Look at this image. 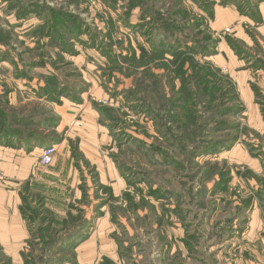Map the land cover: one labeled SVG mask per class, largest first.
Listing matches in <instances>:
<instances>
[{
	"label": "rangeland",
	"instance_id": "374dc122",
	"mask_svg": "<svg viewBox=\"0 0 264 264\" xmlns=\"http://www.w3.org/2000/svg\"><path fill=\"white\" fill-rule=\"evenodd\" d=\"M28 1L12 0L10 2L7 0L8 4H5V7L2 6V8H5L3 10L4 13L16 10L18 18L24 21L26 20V12L35 11L36 9L34 7L22 8ZM33 1H35L33 5L38 6L37 11L39 12L44 8H51L55 10V14L66 13L68 20L77 24L86 32L88 38L84 42L85 44L90 43L97 46L103 43L106 48L104 52L109 51L112 53L114 50L116 51L114 61L117 67L118 80L116 77L114 82L110 84L111 90H108V84L112 80H109V77L106 76L108 74H105V72L99 73L95 67L96 62L94 65L85 58L88 64H93L94 66L88 65L89 67L86 69L79 67L86 75L96 76L97 88L100 90H95L96 84L91 82L89 76H87L86 88H84L89 90L92 87L90 95L94 99L92 98L91 102L94 103L95 107L98 104L105 106L107 104L115 105L117 97L113 96L118 94L114 90L118 87L119 77L120 79L121 76L134 77L133 87H130L127 90L128 94H126L128 95L126 100L127 102L131 100V106L124 110L123 108L119 111L113 110L116 124L111 126L116 129V136L120 137L118 140L117 137H114L115 144L119 147L127 146L114 150L115 156L119 157L117 165L121 171L131 175L134 174V181H138L137 185L139 186H132L134 195L131 196V200H128L123 194L121 197H115V200L106 204L110 210L111 207H120L118 210L120 218L116 223L117 232L113 234V238L117 243V255L114 256L112 254L111 258L105 256L100 264L104 263V259H110L115 264H239L237 252L241 246L243 248L249 244H247L246 239H242L245 228L242 226L243 224L240 225L244 221L240 220H244L245 216L243 213L241 215L238 214V209L239 207L241 209V207L249 206L252 203L263 205L262 200L255 195L254 188L250 186V183L247 184L248 177L246 172L248 170L246 169V164L249 165L251 162L243 165V161L246 159L245 156H247L253 159L260 158L264 162V143H258L256 139L258 136L252 130H241L244 117L239 114L241 112V107L238 106L239 102H227L228 97L226 96L231 97L232 89H234L235 85H233L230 77L222 71L215 53H217V41L223 39V37L225 38V35H230L232 30L226 32V28L213 34L214 42L211 41V43H213L212 48L215 52L207 55L199 47L198 52L195 55L192 54L198 66L197 73L194 72L192 74L189 72L186 75L188 80L187 89L192 93L191 102L186 103L180 98L181 95H185L186 90L179 91L174 87L176 83L179 86L180 79L174 77L176 76V67L171 56L168 55L169 60L167 62H157L147 68L144 66V62L139 60L141 51L138 52L139 56L133 60L131 59L132 54L128 49L127 51L129 52L125 49V52L121 50L122 45L130 36L133 35L129 40L131 47H133L132 39H137V35L132 32L129 33L127 30L126 32H121L110 16V10L119 17L120 14L117 12L122 7L128 9L124 1L113 2L117 5L115 7V9H118L117 11L111 8L113 5L109 0ZM194 1L149 0L147 7L152 5L154 9L160 10L161 13L169 17L168 19L177 25L178 30L174 31L175 35H169L164 30H160V27H157V29L152 28L150 20H145L143 30L146 32L142 33V30H138V34L143 39V43L147 44V49H150V44L146 38L147 35L149 37L152 35L155 39L160 36L167 42H175L176 38L178 40L180 38L184 48L187 42L189 46H191L190 44L194 45L195 42L199 43V46L205 44L203 42L206 41L204 39L205 36L211 33V29L205 24L211 22V19L209 16H201L197 11L200 9L196 7ZM201 1L205 2V0ZM228 5L237 6L235 1ZM3 11H0L2 15ZM176 11L179 14H175ZM182 11H187V15H184ZM80 13L85 16L88 15V19L81 20L75 16ZM2 15H0V26L4 28L6 33H4L2 41L6 42V44L18 46V43H21L20 40L16 37L11 25L6 23L7 19ZM138 15L140 20L141 10ZM204 17L205 19L202 20ZM91 33L92 36L90 37ZM164 35L166 37H163ZM114 41L119 42L117 45L110 44V42L114 43ZM236 43L238 44V42ZM125 44L127 45V43ZM137 49L140 50L139 46ZM111 50L113 51L111 52ZM249 50L254 51V48L252 47ZM54 55L58 56L55 51ZM58 59L62 60L60 57ZM130 60L133 61L131 62ZM162 63H166L171 67L164 69L161 66ZM202 66L208 68V70L210 69L213 75L202 77L204 76L201 72ZM122 67L124 68L122 69ZM79 68L65 66L62 71H77ZM186 68H188V63ZM148 69L159 74V77H150L146 73ZM73 73L71 74L74 75ZM62 76L64 80L65 74H62ZM213 76L217 78L216 81L219 87L215 86L214 89L209 90L215 84ZM73 79L82 83L85 81L82 77L66 78L65 80L70 81ZM131 83L132 80H128V83L123 80L119 88H126ZM224 88H226L227 92L223 91ZM131 89L133 94L130 92ZM105 90L107 92L111 91L112 97L107 95L109 97L106 99L105 95L99 94L101 91L105 92ZM224 93L225 96H223ZM194 103H196V106ZM233 106L240 109L235 113L236 115L220 113L218 120L213 121L214 119H211L217 108L225 111ZM184 107L192 108L195 111V120L192 119L186 124L180 119L183 113L185 115ZM10 112L14 113L15 110L12 109ZM218 121H228L229 124L241 123V129L228 128L225 122L221 124V129L219 128L216 132H213L212 130L217 127ZM112 127L111 132L113 130ZM119 129L121 131H118ZM185 131L188 134H185ZM236 135L238 140L231 147L216 153L218 157L216 155H206L195 160L191 155L192 152L202 146L204 140L217 138L226 142L232 137L231 141ZM255 142L257 144H254ZM158 148H161L163 153L158 151ZM103 150L106 152L105 149ZM164 154L168 155L164 156ZM213 165L218 167V172L230 171V180L225 186L226 190H213L215 183L220 178L217 173L211 174L207 178V184L204 185L205 181L203 180L205 179H202V175L204 172L209 171ZM85 174L88 178V185L92 189V191H90L91 189L89 191L92 193H90L91 196L87 194L85 198L82 196L80 203L90 205L92 204L91 199L97 198L99 201L106 199L108 194L101 192V190L98 192V196H94V189L97 188V184L92 181V175L88 168H86ZM139 179L142 182H139ZM80 180L82 181L81 177ZM205 187H207V193H204ZM151 188H158L161 193H165V199H156L148 196V191ZM81 192H83V189ZM143 197L148 199L144 204L141 203ZM32 200L36 201L39 213L31 215L36 220L30 221L29 215H27V218L24 217L31 228V236L21 251V264H46L47 257L52 253L51 251L56 250L60 245L59 240L64 237L63 231L60 234H54V232L51 234L49 232L43 233L42 239L40 234L34 232L35 229L32 228V224L36 223L39 225L41 223L42 227H47L55 222V226H61L64 219H60L57 214H54L51 209L46 207V200L39 193L32 195ZM131 202L139 206V214ZM177 202L182 207V211H169L168 214L171 215V218L164 221L161 218L162 215L160 216L161 212H159L161 207L166 205L171 208ZM152 205H154V208H152ZM261 208V213L264 216L263 206ZM178 216L182 220H179ZM42 217H45L47 221L42 220ZM52 230L56 231L57 229ZM262 236H264V233ZM186 240L191 244L193 250L187 247ZM68 254V252H62L57 256H67ZM112 256L115 258L112 259ZM252 262L255 264L257 261L252 259ZM0 264H17L7 257L1 245ZM64 264H71V262Z\"/></svg>",
	"mask_w": 264,
	"mask_h": 264
},
{
	"label": "crops",
	"instance_id": "0c3cea01",
	"mask_svg": "<svg viewBox=\"0 0 264 264\" xmlns=\"http://www.w3.org/2000/svg\"><path fill=\"white\" fill-rule=\"evenodd\" d=\"M109 1L114 6L111 8L117 11L118 9H115L117 5ZM251 1L257 5L259 22L256 20L257 14L254 16L243 14L237 6L223 5L220 0H205V2L195 0L194 2L200 9L197 11L202 17H210L211 22L205 21L207 22L205 25L211 29L212 35L226 28L232 30L230 35H225V38L217 41L215 56L218 58L217 62L222 71L235 85L241 107L239 114L244 117L243 127L239 128L245 131L252 130L258 136L256 138L258 143L263 144L264 0ZM34 3L35 1L29 0L27 4ZM124 3L127 6V1ZM5 4H8L6 0H0V11L5 10L2 8ZM15 11L10 13L3 11V15L0 12L21 42L18 46L0 42V106L6 111L15 110L14 114L20 121L14 122L13 127L21 129L23 134H15L8 138L0 133V167L6 176V179L0 183V245L7 257L21 264V251L31 236V228L21 209L22 196L29 195L32 199V195L39 193L45 198L46 207L60 219H66L70 211L74 215L81 213L84 219L90 221L91 230L88 238L76 242V264H100L105 256L117 255V243L113 238V234L117 232V222L108 205L97 207L99 199H91L90 205L80 203L83 196L80 177L82 179L86 167L82 160L75 158L71 143L77 144L85 160L89 161L91 168L97 172L99 182L109 186L115 197H121L127 191L134 195V188L128 184L127 177L135 180V176L121 171L117 165L119 157L115 156L114 150L124 145L119 147L115 144V136L111 132V121L103 118L99 108L91 102L92 87L90 91L84 89L87 76L92 83L95 82V90L98 89L96 76L86 75L80 69L93 67L96 62L95 67L99 73L105 72L109 80H112L108 84V90H111L110 84L118 75L114 61L116 51L104 52L106 48L103 43L97 46L85 44L88 38L86 32L68 20L66 13L52 15V12L48 10L43 13L30 11L25 17L26 20L21 21ZM126 11L127 9L122 7L117 12L120 14L117 17L115 12L112 13L110 10V16L121 32L127 30L130 33L132 30L128 24L139 21L140 9L133 8L129 15ZM75 16L81 20L88 19V15L85 16L83 13ZM136 35L137 39H132L131 43L139 56L140 50L137 47L140 43L145 46L147 44L143 43L140 34ZM130 37L124 42L122 45L124 48L121 47V50L128 49L131 52L133 47L130 46ZM118 42L114 41L110 44L117 45ZM252 47L254 51L249 50ZM54 51L58 56L54 55ZM59 57L62 60H59ZM85 58L94 65L88 64ZM93 58L95 60H91ZM65 66L80 67V71L78 69L75 70L76 72L62 71ZM72 72L74 75L71 74ZM62 74H65V79L82 77L85 81L83 83L75 79L66 81L63 80ZM122 78L127 83L128 80H132V83L121 89L119 86L123 83ZM133 83V76H121V79L119 77L118 87L114 90L118 94L113 96L117 97L116 106L110 104L107 106L114 107L118 111L130 107L131 100L127 102L126 94L127 90L133 87ZM102 92L99 94L105 95L106 99L109 96L112 97L111 91ZM112 129L116 133V129L113 127ZM50 144L56 145L57 154L52 165L49 168H43L39 164L40 155L42 149ZM245 158L243 165L251 162V164L248 163L249 165L246 164L247 184L250 183V186L254 188L255 195L262 200L263 205L252 203L238 209V214L243 213L245 216L244 220H240L244 221L240 225L243 224L245 228L242 239H246L250 246L243 248L241 246L237 252V261L239 264H254L253 259L257 261L255 264H264V236H262L264 216L261 213V206L264 211V162L260 158L253 159L247 156ZM84 176L87 178L86 174ZM205 188L207 193V187ZM90 189L88 185L87 191L91 196L92 189ZM32 202L36 205V201L32 200ZM136 210L139 214L138 209ZM159 212L164 221L170 220L171 215L168 211L164 212L161 207ZM119 218L118 211L116 221H119ZM177 218L181 219L180 216ZM77 225L80 224L77 223ZM37 227L36 223L32 224L33 229L36 230ZM114 258L112 256V259Z\"/></svg>",
	"mask_w": 264,
	"mask_h": 264
},
{
	"label": "trees",
	"instance_id": "16d2710c",
	"mask_svg": "<svg viewBox=\"0 0 264 264\" xmlns=\"http://www.w3.org/2000/svg\"><path fill=\"white\" fill-rule=\"evenodd\" d=\"M7 1V0H6ZM8 1H12V0H8ZM114 3L117 2L118 0H111ZM122 1H127V6L128 9L126 11V14L129 15L131 13V10L133 8H139L141 10V15H140V20L135 23H129L128 26L130 27V29L132 30V33L137 34L138 30L141 31L142 33L146 32L145 30H143V28L145 27L144 23L145 20L149 19L150 22L152 23V28H156L160 27V30H164L167 34L169 35H175V30L177 29V25L174 24L173 21H171L170 19H168L169 17H166L163 13L160 12V10L154 9L151 5V7H147V3L149 2V0H122ZM151 1H156V0H151ZM236 2L237 8L238 10L243 13V14H248L251 16H254L255 14H257L256 11V3L251 1V0H221V4L223 5H228L231 2ZM19 3V2H18ZM20 5H23L21 3H19ZM154 4V3H153ZM34 7L36 8L35 11L38 10V6L37 5H33V4H26L23 5L22 8L27 9V7ZM204 6V4H203ZM46 10L51 11L52 15H54V11L51 8H44L42 9V11L40 10L37 11L39 13H43L46 12ZM156 10V11H155ZM187 11H182V13H184V15H187L186 13ZM29 12H26V15ZM175 14H179L178 11H176ZM128 17V16H127ZM173 19V18H172ZM174 20V19H173ZM256 20L259 22L260 18L258 17L257 14V18ZM4 28L2 26H0V42L2 41V39H4ZM6 34V33H5ZM163 37H166L165 35ZM147 38V42H149L150 44V49H147L146 46L144 44H139V48L141 51V58L139 60H142L144 62V66H146L147 68L151 65V64H155V63H159V62H167L169 60L168 55L172 57V60L174 65H175V71H176V76L174 77H178L180 79L179 82V86L174 85V87L179 90V91H183L186 90L185 95L182 96L181 94V100H183V102L186 103H190L191 102V98H192V93L187 89L188 87V80H187V74L190 73H197V64L195 62V58L194 55L196 52H198L199 47L201 48V50L209 55L212 52H215V50L212 48L214 39H213V35L210 33L209 35L205 36V40L203 41L205 44L204 45H200L199 43H196L194 45L190 44L191 46H189L188 42L185 45V48L183 47V44L181 43V39L179 38V40L176 38V41L173 42H167L165 41V39L161 38L160 36L157 37V39H155L152 35L151 37H149L148 35L146 36ZM210 42V43H209ZM211 44V45H209ZM215 45V43H214ZM131 48V47H130ZM129 52V51H128ZM110 53V52H109ZM131 59L135 60L137 58L136 55V51L135 48H131ZM194 54V55H192ZM128 55V54H127ZM112 58V56H111ZM133 60H130L131 62ZM185 60V61H184ZM176 62V63H175ZM188 63V68H186V64ZM161 66L164 69H169L171 66L166 64V63H162ZM150 68V67H149ZM210 70V69H209ZM208 68L202 66L201 67V72L204 74V76L202 77H210L213 75L212 71H209ZM146 73L150 76V77H159V74L153 72L152 70H147ZM214 77V76H213ZM215 84L214 87H210L209 90H212L216 87H219L217 85V78H215ZM233 93L231 95V97H229L228 95L226 97H228V101L227 102H233V103H237L239 102L238 99V95L236 93L235 90V86ZM223 91H226V88L223 89ZM132 93V89L130 91ZM227 92V91H226ZM128 94V93H127ZM133 94V93H132ZM132 94H130L132 96ZM129 95V96H130ZM128 96V95H126ZM223 96H225V93L223 94ZM98 104V103H97ZM194 105L196 106V103H194ZM239 106V105H238ZM97 107L99 108V111L101 112L102 117L109 119L112 123V125L116 124V118L113 115V110H116L114 107H110V106H105V105H97ZM240 107V106H239ZM185 110V115L183 113V115H181L180 119L186 123H188V121H192L195 120V115H194V110L189 107H184ZM240 109L238 107H230L227 108L225 111H222L221 109L217 108V110L213 113V116L211 119L218 120V117L221 114H225V115H229V114H234L238 112ZM115 113V111H114ZM221 113V114H220ZM218 115V116H217ZM185 116V119H184ZM20 119L17 118V116L14 113H11L10 111H6L3 109L2 106H0V133H3V136L6 137H13L15 134L18 135H22L23 132L21 129L19 128H14L13 127V123L14 122H19ZM114 122V123H113ZM182 122V123H183ZM226 122L225 125L228 126V128H232V129H236L238 130L240 125L237 124H229L228 121H218L217 123V127L214 128L212 131L216 132V130H218L219 128L221 129L222 126L221 124H224ZM181 123V124H182ZM190 132V131H189ZM188 134V132L185 131V134ZM112 134L116 136V133L114 131H112ZM1 137V136H0ZM120 137H117V140ZM232 138V137H231ZM230 138V139H231ZM227 140L226 142L217 138H213L210 140H204L202 146L199 149H196L194 152L191 153L192 157L195 158V160L199 157H203L206 155H215L216 153H218L221 150H224L226 148L231 147V145H233L237 140L238 137L237 135L235 137H233V139L230 141ZM8 141V140H7ZM228 143V144H226ZM72 149H73V154L75 156V158L80 159L83 161L84 166L86 168L89 169V172L91 173L92 177V181L97 184V188L94 189V196H98V192L101 190V192L108 194L107 198L104 200H100L98 202L97 207H101V206H105L107 203H110L112 200H115V196L112 194V189L109 186L103 185L99 182V178H98V174L96 173L95 169L90 167V162L85 160V158L83 157L82 153L79 151V148L77 146V144H74L73 142L71 143ZM158 151H160L161 153L162 150L161 148H158ZM168 154H164V156H167ZM191 160V159H190ZM82 169V167H81ZM217 173L218 176H220L219 180L215 183L213 190L214 191H223L226 190L225 186L228 184L229 182V173L230 171H219L218 172V167H216L215 165H213V167L210 168L209 171H206L203 173L202 175V179H205L203 181H205V183L207 182V178H209V176L211 174ZM134 175V174H133ZM135 176V175H134ZM128 178V184L130 186H137V182L134 181V178L131 179V177H127ZM139 182H142L141 179H139ZM215 181V180H214ZM204 183V185H205ZM87 178L84 176V174L82 175V185L81 188L83 189V197L85 198L88 194L87 191ZM192 190V189H191ZM204 193H206V189L204 191ZM89 195V194H88ZM124 196H126L128 198V200H131V196H133L131 194V192H125ZM148 196H152L155 197L156 199H165V193H161V191L158 188H151L148 191ZM23 204L21 206L22 209V213L24 215V217H28L27 215H29V220H36V218L32 217V214H38L39 213V207H37V205H34L32 202V199L30 198L29 195H23ZM148 199H145L143 197L141 203L144 204V202H147ZM131 204H133V207L135 209H138V205H136V203L131 202ZM132 208V206H131ZM152 208H154V205H152ZM164 212L166 211H176L179 212L182 211V207L179 205V203L177 202L176 206L174 208H169L166 205L162 206ZM120 209V207H111V211L113 214V217L116 221V214L118 212V210ZM82 211V210H80ZM42 220H46L45 217L41 218ZM77 223H79L80 225L78 226ZM55 222L51 223L50 225H48L47 227H42L41 223L38 225V227L36 228V230L34 232H36L37 234H40L42 236L43 239V233L49 232V234H51L52 232H54V234H60L62 233L61 231H63L64 237L60 238L59 243L60 245L56 248V250L51 251V255H49L47 257V262L46 264H64L67 262H71V264H76V253H75V247L77 246V241L78 240H83L85 238H88L89 236V232L91 230V223L88 219H84V217L81 215V213H78L77 215L72 214L71 212H69L68 216L66 219H64V221L61 223V226H55ZM78 226V227H77ZM52 229H57L56 231L52 230ZM61 229V230H58ZM189 238V237H188ZM188 240V239H187ZM185 241L186 244H188V248L193 250V248L191 247V244L188 241ZM52 242V240H51ZM73 251V253H72ZM62 252H68L69 254L67 256H57L59 254H61ZM72 253V257L70 258V255ZM104 263L103 264H115L114 262L110 261V259H104Z\"/></svg>",
	"mask_w": 264,
	"mask_h": 264
},
{
	"label": "built area",
	"instance_id": "2783aa9c",
	"mask_svg": "<svg viewBox=\"0 0 264 264\" xmlns=\"http://www.w3.org/2000/svg\"><path fill=\"white\" fill-rule=\"evenodd\" d=\"M231 29L227 28L226 32H230ZM57 154V147L54 144H50L45 146L42 149L41 155H40V159H39V164L41 167L43 168H47L49 166L52 165L55 156ZM6 179V176L4 174L3 169L0 167V183L3 182Z\"/></svg>",
	"mask_w": 264,
	"mask_h": 264
}]
</instances>
